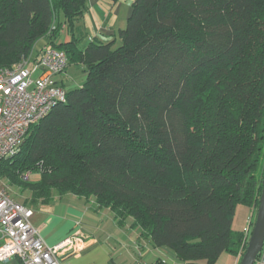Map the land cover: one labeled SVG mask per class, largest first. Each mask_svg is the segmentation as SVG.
<instances>
[{
    "label": "trees",
    "instance_id": "trees-1",
    "mask_svg": "<svg viewBox=\"0 0 264 264\" xmlns=\"http://www.w3.org/2000/svg\"><path fill=\"white\" fill-rule=\"evenodd\" d=\"M86 7L0 0V68L53 44L85 72L73 87L54 76L66 100L0 174L19 184L39 173L33 193L93 198L175 264L246 250L233 222L263 189L264 0H136L117 35L82 45ZM64 28L70 39L58 41Z\"/></svg>",
    "mask_w": 264,
    "mask_h": 264
},
{
    "label": "built area",
    "instance_id": "built-area-1",
    "mask_svg": "<svg viewBox=\"0 0 264 264\" xmlns=\"http://www.w3.org/2000/svg\"><path fill=\"white\" fill-rule=\"evenodd\" d=\"M68 64L64 50L46 44L35 56H24L14 66L0 68V162L19 151L32 124L66 100L67 90L54 76ZM33 213L31 207L10 194L0 177V264L14 258L22 264H69L66 259L79 249L77 236L84 238L85 234L78 232L50 245L33 225ZM253 223L248 219L241 230L248 241ZM254 264H264V244Z\"/></svg>",
    "mask_w": 264,
    "mask_h": 264
},
{
    "label": "crops",
    "instance_id": "crops-1",
    "mask_svg": "<svg viewBox=\"0 0 264 264\" xmlns=\"http://www.w3.org/2000/svg\"><path fill=\"white\" fill-rule=\"evenodd\" d=\"M135 1L86 0V11L78 23L79 27L77 29L78 34L82 37V45H86L91 41H108L117 35L119 30L127 25ZM55 78L65 83V80L62 78V73L56 75ZM35 175H37L36 179H40L39 173ZM15 199L22 202L17 198ZM27 202V200H24L22 203L33 209L32 223L40 229L42 236L48 244L55 245L67 237L79 234L78 232L85 234L84 238L77 236L79 249L66 259L69 264H102L103 260L105 264H108L106 263L108 258L112 257L114 260L112 249L109 247L110 245L104 241H100L103 238L107 240L111 236L107 232L104 234L103 229L100 227L99 217L101 214L107 216V229L113 235L128 242V245L133 246L135 253H138L148 263H153L162 254L165 258L175 257L170 249L165 247L155 248L147 243L146 240L140 237L139 229L129 227L130 223L126 226L119 225L114 212L107 208L98 207L93 198L87 199L69 193L55 198L47 204H29ZM83 211L89 214V224L86 230L75 231L76 217L82 215ZM250 218L254 219V208L239 204L236 208L233 222L234 229L241 231V226L246 224ZM101 232L102 234L99 236ZM136 242L141 244L140 247L144 251L143 255L141 254V250H138V247L134 245ZM144 248L148 249L144 250ZM234 257V255L231 256L229 264L235 261L236 258ZM10 261L14 264H22L17 258Z\"/></svg>",
    "mask_w": 264,
    "mask_h": 264
},
{
    "label": "rangeland",
    "instance_id": "rangeland-1",
    "mask_svg": "<svg viewBox=\"0 0 264 264\" xmlns=\"http://www.w3.org/2000/svg\"><path fill=\"white\" fill-rule=\"evenodd\" d=\"M70 33L66 28L63 29L61 35L58 38V41H63L66 39H69ZM41 43H39L40 45ZM119 45V41L118 44ZM35 53V49L33 50V53ZM38 74H36V77ZM62 78L65 80V85L67 87H73L77 85H82L85 81V72H84V66L81 63H73L68 66L67 70L62 73ZM36 174V173H35ZM34 172H27L23 176V181L24 183H11L9 178L3 174H0L1 177V184L9 190L11 195L14 198H17L18 200L24 202V200H27L29 204L33 203H42V204H47L50 203L52 200L55 198L61 197L63 195H60L59 192L55 193H33V188L32 184H35L39 182V179H36V176ZM35 207V206H34ZM258 208L254 209V219L253 222H255L256 219V214H257ZM100 227L103 229L104 234L107 232L109 235H111L107 240L106 238L101 239L100 241H104L105 243H108L112 249L114 260L112 257L108 258L106 263L108 264H147L146 261L138 255V253H135V250L133 246L128 245V242H125L122 240L120 237H117L111 233L109 229H107V216L101 214L100 215ZM89 214L87 212L83 211L82 215H78L75 220L76 224V230L75 231H80V230H86L87 225L89 224ZM254 224V223H253ZM245 224H243L244 226ZM243 226H241L243 228ZM253 229V228H252ZM102 232L99 234L101 236ZM117 242V243H116ZM136 247H138V250H141V254L143 255L144 251L140 247L141 244L136 242L134 244ZM148 248H144V250H147ZM240 253L234 255L236 258L235 261L232 264H239L242 256L245 252L244 248L241 247L239 250ZM134 253V254H133ZM232 254L230 253H224L222 256L219 258L216 264H229V261L231 260ZM166 260L169 263H176L175 257L171 258H166ZM4 264H14L11 261H7ZM102 264H105L104 260ZM199 264H207L205 260H201Z\"/></svg>",
    "mask_w": 264,
    "mask_h": 264
},
{
    "label": "water",
    "instance_id": "water-1",
    "mask_svg": "<svg viewBox=\"0 0 264 264\" xmlns=\"http://www.w3.org/2000/svg\"><path fill=\"white\" fill-rule=\"evenodd\" d=\"M263 189L260 197V204L257 210L256 219L250 235L247 248L239 264H254L258 253L264 244V176Z\"/></svg>",
    "mask_w": 264,
    "mask_h": 264
}]
</instances>
